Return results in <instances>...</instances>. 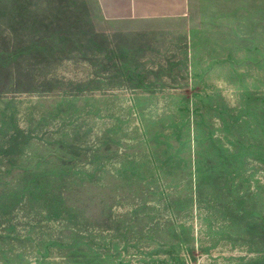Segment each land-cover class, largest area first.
Masks as SVG:
<instances>
[{
  "label": "rangeland",
  "instance_id": "rangeland-1",
  "mask_svg": "<svg viewBox=\"0 0 264 264\" xmlns=\"http://www.w3.org/2000/svg\"><path fill=\"white\" fill-rule=\"evenodd\" d=\"M188 6L0 0V264H264V0Z\"/></svg>",
  "mask_w": 264,
  "mask_h": 264
},
{
  "label": "crops",
  "instance_id": "crops-1",
  "mask_svg": "<svg viewBox=\"0 0 264 264\" xmlns=\"http://www.w3.org/2000/svg\"><path fill=\"white\" fill-rule=\"evenodd\" d=\"M102 18L107 21H134L181 18L188 0H96Z\"/></svg>",
  "mask_w": 264,
  "mask_h": 264
}]
</instances>
